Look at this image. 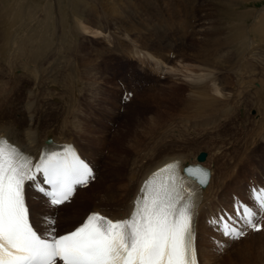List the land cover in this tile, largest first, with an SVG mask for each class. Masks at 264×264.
Here are the masks:
<instances>
[{
  "label": "rangeland",
  "instance_id": "obj_1",
  "mask_svg": "<svg viewBox=\"0 0 264 264\" xmlns=\"http://www.w3.org/2000/svg\"><path fill=\"white\" fill-rule=\"evenodd\" d=\"M8 1V4L10 5L14 3L13 0ZM21 1L22 3L26 2V0ZM31 1L32 0H30V3H28L26 10L33 9L34 17H37V15L40 17H35V19L32 21L29 19V17L27 18V15H25L26 18L24 17L22 20H17L14 16V13L8 11L7 16H9L7 17V20L4 21V25L7 23L8 27L4 26L5 30L2 31L7 32L11 28L13 30H9L10 32L8 31L4 38H2V43H4L3 45L5 46L2 48L4 52V59L0 58V118L4 120H15L19 123L21 122L22 124H25L27 123V121L24 123V120H27V114H25V112L28 113V109L29 112H36V117L39 119V123H42L39 127L41 128V133L43 136H45L44 133H47L53 134L55 136L64 135L65 138L67 137L68 139H72L85 152V156L88 157L90 161L96 163L95 165L97 171V178L92 184L93 188L84 193L83 196L80 195L77 198L75 206L71 207V205H68L69 207L66 208H51L52 212L55 213L54 216L57 220L58 227L66 228L65 225H61L60 217L66 213H70L71 211L82 212L83 210H86L87 212L90 207L95 205H97V208L100 210L108 208L120 212L124 209L119 207L121 204L113 202L114 200H111L110 198H108V202H104L103 204L99 205L92 200V195L90 192L95 189L96 192H100L102 194L106 193L105 189H107V186L110 184L111 179L115 174L112 171L115 162L112 163V160L109 161V159L107 161L106 158L113 157L114 160L116 158L115 156H118L117 154L119 152V148H122L126 140L131 138V131L134 130L139 122L144 123V120H148V118H152V123L159 121V125L156 130L155 128L152 130V134L155 133L153 136H151L152 138L148 139V136L146 138L142 137V147H140V149L144 150V152H142L143 154H146L147 150L153 146L155 141L162 139L161 137L163 133H167L169 129H172L175 125H178L176 128L178 130L174 129L172 132H170V134L167 133L168 137L165 138L166 142L162 143V145L166 146L167 144H173L172 146L176 147L175 145L178 144V141L175 139L178 137L185 138L187 139L188 143L186 145L184 144V146L189 145L186 150L191 147L192 149L194 148L193 150L198 156L202 151L207 155V157L213 155V146L221 147L223 158L227 157V159L224 158L225 160H222L223 163H225V166H227L226 168H235V174H231L230 179H225L226 188L224 190V194L226 197V203L229 202L230 193H238V188L243 192L242 197L245 196V190L238 185V177L241 175L240 171L244 172L245 168L251 169L255 167L256 162L254 161H256V159L258 160L257 155H260V158L262 159L261 161L264 160V148L263 144L260 143L264 138V103L260 99H256L254 93L252 94L250 92L248 97L249 89L246 90L248 94H246V92L240 96L235 94L238 98H236L235 95L233 98L231 97V92L234 91L236 85V76L233 72L229 71L228 73L227 69L230 68L227 66L226 62L223 63L222 61L225 60L228 62V64H233L234 61L233 56L232 60H230L227 55V52L229 51V44H225V40H227L225 37L228 33L227 23L230 21V19L227 17V10L225 9L228 1L230 0H158L162 12H159L155 8V6L152 4L153 0H82L79 1V3L81 2V6L79 3H74L75 0H33V3ZM231 1L235 3V5L232 6L233 11L237 12L241 10L240 12H243L244 10H248L249 12L252 10H257V12H264V0ZM35 3L38 6H36ZM43 3H46L48 7L51 8L49 9L51 16H48V13L45 10L44 12L41 10L44 5ZM8 4H6L7 7H10ZM240 4H242V6L237 7V5ZM33 5L35 6L33 7ZM78 5V17L76 19L73 11ZM111 5L113 6L111 7ZM31 6L33 8H29ZM194 11L196 12L195 19L194 16H192ZM120 12L124 15H121ZM117 13L118 15L116 16L115 14ZM248 15L249 14L246 13L244 18L247 19ZM48 17L50 21L48 20ZM63 19L66 20V23L68 24V30L63 29ZM78 21L83 22L79 23ZM53 22L56 24L54 25ZM237 22L240 24V19ZM41 23H46V25L49 26L48 38H52L53 40L52 48L55 47L54 51L52 50L51 52L48 50L46 52L48 54H45L44 58L41 57L42 59L36 63L39 64L38 66L34 64V62L30 61L28 56H26V58L13 57V59L11 56L14 54V52H9V50H6V48L10 47V42L6 41L8 33L14 34L20 31L19 29L22 28L23 31H20L19 33L26 34L28 31V33H31L33 26H36V29H41L43 27H41ZM81 24L87 29L89 28L91 30L87 32L82 30L83 28ZM244 24L247 27L250 26L251 28H254V22L251 20L249 22H245ZM9 26L11 27L9 28ZM24 28H26V30ZM92 28L102 34L95 37L96 35L91 33L94 32ZM66 32L68 33L66 34ZM73 32H75V34ZM63 34L66 35L65 41L62 40ZM253 35H255L254 39L258 44V48L264 49V41H260L257 34L253 33ZM129 40L139 46L141 51H143V54H140V56L135 55L134 52L128 50L127 41ZM66 46L68 47L65 48ZM120 46H124L125 50H120ZM224 46H226L225 53H220L222 50L221 48ZM103 48H106L109 53H103ZM111 53L113 55L115 54V56H120V54H122L125 57L127 56L128 58H131V61H133L132 59L141 61L144 60L146 63L148 61L144 59L145 54H160L162 56L161 60L164 61L162 67H164L165 64H169V62L166 61L169 60V56H171L172 53H174L176 59L171 60L174 70L172 71V74L166 79V81H159L158 74L156 73L157 71H155L154 67L150 68L148 67V64L142 63L143 65H147V67L144 66V71L140 72L135 70V76L132 80L133 83L129 81L126 84L123 75L122 63L115 59V57H112L114 58L113 60L112 58H108L111 56ZM41 54H44V52ZM220 54H223L224 58L221 56L220 58H215V56L218 57ZM7 57L11 58H8V60ZM56 57L60 60L62 59V62L57 61L60 64L56 62ZM208 60L210 61L209 63L213 62V64H209L210 68H208V62H205ZM214 60H217L218 62H215ZM260 61L262 63L260 65V69L256 71V78L254 77L255 80L252 81L253 83L250 84L249 88L254 87L255 89H259V87H262L264 89L263 56L261 57ZM214 64L215 66L216 64L218 66L220 65V67L216 66L219 69L223 67L221 68L223 71H220L218 68L216 69ZM23 65L25 67H23ZM176 68L179 71H177ZM187 68L188 70H186ZM36 69L37 71L34 72L33 70ZM203 69L207 70L204 71ZM210 69L213 72L217 71V73L211 72ZM161 71L162 68L160 72ZM192 72L194 75H192ZM209 72L210 74L212 73L211 75L213 78H215L214 82L216 80L217 86L222 90L225 88L222 91V97L214 93L212 89V82H204L201 84L204 89L199 91L189 89L186 86L188 83L191 85H197L195 84L196 82H194L193 77L197 76L198 78V76H203L205 75L204 73L207 75ZM184 74L188 75L187 77L189 78H186L188 81L185 79ZM42 79L43 84L41 82ZM144 82L145 84L143 89L137 94V100L122 110V97H124L127 87L130 86L128 84L138 87ZM222 85L226 87H223ZM29 90H31L30 93H37L30 95L28 92ZM177 91H179V95L182 97L181 101L179 103H172L170 100H174V96L177 95ZM27 95H29V97ZM53 95L54 97H52ZM206 95H208L209 98ZM202 96L206 98H203ZM226 97L229 99L225 100ZM27 99L28 101L30 99L31 102H28ZM232 99L235 103L232 101ZM239 99L242 100L240 101ZM32 101H34L36 104ZM191 101L196 103L194 108L193 102ZM223 101L225 102L223 103ZM32 103H34V105L31 106ZM189 107L191 108L188 109ZM209 108L211 110V114L208 110ZM253 111L256 112L255 115ZM143 115H145L144 120H142ZM107 121H110L111 123L108 124ZM257 123L260 124L257 125ZM186 124L189 125L185 126ZM49 128L51 129V133H49ZM79 129H83L85 132L82 130L80 133ZM46 130L48 132H46ZM42 131H44V133ZM181 132L183 134H181ZM173 138L175 139L173 140ZM243 140L246 142V144ZM226 142L228 144H226ZM241 142L242 144H240ZM224 144L228 146H225ZM243 144L246 146L244 147ZM256 149L257 154L255 153ZM262 149L263 152H261ZM193 150H190L189 152ZM173 151L178 152L181 150L177 149ZM173 151H169L168 149V152L165 153V156H170V154H173ZM246 151L247 153L252 154L254 159L251 160L252 162L246 159L242 165L239 163V167L236 166L237 163H234L232 160L236 161L240 159L246 153ZM260 152L263 155L260 154ZM130 153H127V157L125 158L126 161ZM162 158L163 157H161V159ZM247 162H250V164L246 165ZM258 162L261 163L260 160H258ZM242 166H244L243 170H241ZM263 166L264 164L260 167H257L258 171L261 170V167ZM125 167V165L121 166L119 172L121 173V177L124 174ZM223 170L224 169L217 172L219 176L221 175V171L222 173H225V170ZM257 176L259 179L260 173ZM231 177H233V179ZM97 182H99L98 186L96 185ZM134 185H136V183H133V186ZM38 196H34L33 200L36 202H45L41 196ZM127 202L128 201H126V203ZM109 205L111 206L109 207ZM52 212L40 210L38 212L39 220L42 216H45V218L48 217L46 215H49ZM84 214L80 215V217H82ZM82 220L83 218L81 221ZM248 238L249 239L247 240L244 239L241 242H237V244L226 246V248L222 250L218 249V251H215L217 258L220 260L218 264H264V232L259 236Z\"/></svg>",
  "mask_w": 264,
  "mask_h": 264
},
{
  "label": "snow or ice",
  "instance_id": "obj_2",
  "mask_svg": "<svg viewBox=\"0 0 264 264\" xmlns=\"http://www.w3.org/2000/svg\"><path fill=\"white\" fill-rule=\"evenodd\" d=\"M184 171L201 185L211 176L204 168ZM94 178L93 169L70 146L34 159L0 136V264H198L199 203L178 163L167 164L145 182L128 216L114 220L93 212L59 236L54 218L46 217L47 227L38 233L30 222L26 182L55 207ZM250 199L252 205L234 200V216L224 212L209 223L231 240L246 237L249 229L264 230V188L252 186Z\"/></svg>",
  "mask_w": 264,
  "mask_h": 264
},
{
  "label": "bare ground",
  "instance_id": "obj_3",
  "mask_svg": "<svg viewBox=\"0 0 264 264\" xmlns=\"http://www.w3.org/2000/svg\"><path fill=\"white\" fill-rule=\"evenodd\" d=\"M12 1V0H11ZM14 3L12 5L8 4V0H0V58L4 59V52H3V47L5 45H3L4 43H2V38H4L5 34L11 30L9 29L11 26H9V30L7 32H3L2 30H5L4 28L8 25L7 23H5L4 25V21L7 20V12L10 11V12H13L14 13V16L16 17L17 20L19 19H23L25 17V15H27V18L29 17V19H31L32 21L35 19L34 17V10L33 9H28L26 10L27 8V5L28 3H30V0H26L25 3H22L21 0H13ZM33 1V0H32ZM31 1V2H32ZM41 1V0H40ZM79 1H82V0H75L74 3H79ZM189 1V0H188ZM225 1V0H224ZM36 2V1H35ZM72 2V1H71ZM70 2V3H71ZM210 2V1H209ZM230 2V3H229ZM33 3V2H32ZM37 3V2H36ZM35 3V4H36ZM90 3V1H89ZM129 3V2H128ZM142 3V2H141ZM179 3V2H178ZM197 3V2H196ZM10 6V7H7V5ZM44 4V3H43ZM81 4V2L79 3V5ZM181 4V3H180ZM189 4V3H188ZM193 4V3H192ZM40 5V4H39ZM79 5L77 7H75V10L73 11L74 12V16L76 17L77 19V9L79 7ZM203 5V4H202ZM224 5V4H223ZM235 5V3L233 1H228L227 3V6H226V13H227V17L230 19V21H228L227 23V30H228V33H227V36L225 37V39L227 38V40H225V44H229V51L227 52V55L228 57L230 58V60H232V56L234 57V61H233V64H228L227 61L225 60H222L223 63L226 62L227 63V66L230 68V69H227L228 70V73L229 71L230 72H233L234 75L236 76V85H235V88H234V91L231 92V97L233 98L234 95L236 94L237 96H240V95H243L245 94L249 89V94L248 92L246 94H248V97L250 95V92L253 94H255V97L256 99H260L263 103H264V89L261 87H259V89H255L254 87H250V84L253 83L252 81H254V77H255V73L258 69H260V65L262 64L260 59L261 57L263 56L264 57V49H261V48H258V44L256 42V40L254 39L255 38V35H253V33L257 34L258 37H259V40L260 41H264V12H257V10H252V11H243V12H240V11H233L232 10V6ZM35 5H33L34 7ZM36 6H38L36 4ZM81 6V5H80ZM113 5H111L112 7ZM242 4L240 5H237V7H241ZM32 6L29 7V8H33ZM42 7V6H40ZM124 7V6H123ZM184 7V6H183ZM190 7V6H189ZM37 8V7H36ZM35 8V9H36ZM49 9H51L50 7H48V5L45 3L43 5V8L41 10H44L48 13V16H51V12L49 11ZM189 9V8H188ZM40 10V9H39ZM138 11V10H137ZM45 12V14H46ZM114 13V11H113ZM116 13V12H115ZM121 13V12H120ZM119 13V14H120ZM249 14L247 16V19L244 18V15L245 14ZM39 14V13H38ZM82 14V13H80ZM123 13H121L122 15ZM12 15V13H11ZM41 15V14H40ZM116 16L118 15L115 14ZM124 15V14H123ZM217 15V14H216ZM13 16V15H12ZM194 16V19L196 18V12L194 11L193 15ZM14 17V18H15ZM37 17H40L37 15ZM36 17V18H37ZM26 18V17H25ZM112 18V17H111ZM128 18V17H127ZM13 19V18H12ZM40 19V18H39ZM44 19V18H43ZM56 19V18H55ZM66 19V18H65ZM75 19V20H76ZM240 19V24L237 22L238 20ZM41 20V19H40ZM48 20L50 21L49 17H48ZM61 20V19H60ZM59 20V21H60ZM64 20V19H63ZM62 20V21H63ZM133 20V19H132ZM253 21L254 22V28H251L250 26H246L244 23L245 22H249V21ZM39 21V20H38ZM37 21V23H38ZM43 21V20H42ZM47 21V20H46ZM54 21V20H53ZM65 23H66V20H64ZM63 21V29L64 30H68V24L64 23ZM20 22V21H19ZM28 22V21H27ZM36 22V21H35ZM57 22V21H56ZM79 23L81 21H78ZM83 22V21H82ZM81 22V23H82ZM193 22V21H192ZM33 23V22H32ZM54 23V22H53ZM217 23V22H216ZM48 24V23H47ZM52 24V22H51ZM56 23H54L55 25ZM61 24V23H60ZM96 24V23H95ZM23 25V23H22ZM29 25V24H28ZM32 25V24H31ZM39 25V23H38ZM41 25V29H36L34 26H33V30H31V33H28L26 32V34H21L19 33L20 31H23L22 29H19L20 31L14 33V34H9L8 33V36L6 37V41H9V45L10 47L9 48H6V50H9V52H14V54L11 56L12 58L13 57H16V58H26V56H28L30 58V61L34 62V64L38 63L42 58H44L45 54L47 55L48 53H46L48 50L52 52V50L54 51V48H52V38H48L49 34H48V28L49 26L46 25V23L44 24H40ZM53 25V26H54ZM62 25V24H61ZM60 25V26H61ZM82 25V24H81ZM201 25V24H200ZM220 25V24H219ZM5 26V27H4ZM59 26V25H58ZM98 26V24H97ZM8 27V26H7ZM38 27V26H37ZM55 27V26H54ZM88 27V26H87ZM94 27V26H93ZM52 28V27H51ZM57 28V27H56ZM82 30L84 31H89L91 29H87L85 26L82 25ZM91 28V27H90ZM161 28V27H160ZM223 28V27H222ZM26 30V28H24ZM93 29V28H92ZM98 29V28H97ZM162 29V28H161ZM171 29V28H170ZM13 30V29H12ZM56 30V29H55ZM81 30V29H80ZM94 32H91L93 35H96L95 37H97L98 35H101L102 33H99L98 31H95V29H93ZM99 30V29H98ZM163 30V29H162ZM220 30V29H219ZM33 31V32H32ZM54 31V30H53ZM61 31V30H60ZM117 31V30H116ZM10 32V31H9ZM15 32V30H14ZM100 32H101V29H100ZM110 32V31H109ZM201 32V31H200ZM221 32V31H220ZM28 33V34H27ZM57 33V32H56ZM63 33V32H62ZM68 32H66L67 34ZM70 33V32H69ZM75 34V32H73ZM90 33V32H89ZM219 33V32H218ZM222 33V32H221ZM48 34V35H47ZM225 34V33H224ZM79 35V34H78ZM62 36V35H60ZM75 36V35H74ZM54 37V36H53ZM219 38V37H218ZM55 39V37H54ZM66 39V35L63 34V39L65 41ZM70 39V38H69ZM61 40V39H60ZM60 42V41H59ZM217 43V42H216ZM63 44V43H62ZM65 44V43H64ZM224 44V45H225ZM55 45V44H54ZM261 45V44H260ZM219 46V45H218ZM68 46H66L65 48H67ZM58 48V47H57ZM219 48V47H218ZM225 48L226 46L222 47L220 53H225ZM69 49V48H68ZM161 49V48H160ZM73 50V49H72ZM76 50V48H75ZM69 51V50H68ZM7 52V53H9ZM40 52V53H39ZM44 54H41L43 53ZM72 52V51H71ZM172 52V51H171ZM35 53V55H34ZM39 54V56H38ZM41 54V55H40ZM135 55H139L140 54H143V53H134ZM67 55V54H66ZM213 56V55H212ZM220 56L222 58H224L223 54H220L218 57L215 56V58H220ZM11 57H7L8 58H11ZM42 57V58H41ZM161 55L160 54H155V55H152V54H145L144 55V59L147 60L148 62L146 63L144 60H138L140 63H143V64H148L149 66L151 65L150 62H154V64H152V66H154V68L156 67V71H160L161 68L163 70V60H161ZM54 58V57H53ZM57 58V57H56ZM14 59V58H13ZM55 59V58H54ZM9 60V59H8ZM45 60V59H44ZM62 60V59H61ZM59 58L56 59V62L57 61H61ZM178 60V59H177ZM176 60V61H177ZM20 61V60H19ZM26 61V60H25ZM29 61V60H28ZM175 61V62H176ZM215 62H218L217 60H214ZM221 61V60H220ZM8 62V61H7ZM12 62V61H11ZM55 62V61H54ZM62 62V61H61ZM166 62H169L168 60ZM205 62H208V65L209 64H213L212 63H209L210 61H205ZM204 62V63H205ZM21 63V62H20ZM41 63V62H40ZM58 63V62H57ZM55 63V64H57ZM60 64V63H58ZM218 64V63H217ZM216 64V66H218ZM37 66L39 64H36ZM35 65V66H36ZM178 65V64H177ZM185 66V65H184ZM188 66V65H187ZM215 66V64H214ZM213 66V67H214ZM215 66V67H216ZM22 67V66H20ZM23 67H25L23 65ZM178 67V66H177ZM198 67V66H197ZM220 67V65L218 66ZM216 67V69L218 68ZM34 68V67H33ZM59 68V67H57ZM204 68V67H203ZM210 68V65L209 67ZM207 68V69H208ZM223 68V67H221ZM219 69L220 71H223L222 69ZM262 68V66H261ZM24 69V68H23ZM35 69V68H34ZM38 69V68H37ZM36 70H33L34 72L37 71ZM51 69V68H50ZM183 69V67H182ZM182 69H181V72H182ZM200 69V68H199ZM205 69V70H207ZM214 69V68H213ZM212 69V70H213ZM215 69V70H216ZM53 70V68H52ZM58 70V69H56ZM174 70V66L172 65L169 69L170 71V74H172V71ZM177 71H179L177 68H176ZM175 70V71H176ZM185 70V68H184ZM188 70V68L186 69ZM204 70V69H203ZM204 70V71H205ZM263 70V69H262ZM94 71V70H93ZM98 71V70H97ZM209 71V70H208ZM211 71V69H210ZM264 71V70H263ZM262 71V73H263ZM27 72V71H25ZM24 72V73H25ZM53 72V71H52ZM201 72V71H200ZM213 72V71H211ZM215 72V71H214ZM213 72V73H214ZM44 73V72H43ZM55 73V72H54ZM217 73V71L215 72ZM196 74V73H195ZM206 75V73H204ZM212 74V73H211ZM210 74V72L205 76H197L193 77L194 78V82H196L195 84L197 85H194L192 86L190 83H188L186 86L189 88V89H194L195 91H199V90H202L204 89L201 84H203L204 82L208 83V82H212V89L214 91V93L218 96H223V90L225 88H223V90L221 88H219L216 84V80L214 82V79L213 76ZM27 75V74H26ZM30 75V74H29ZM33 75V74H32ZM31 75V76H32ZM43 75V74H42ZM192 75H194V73L192 72ZM202 75V74H201ZM209 75V76H208ZM40 76V75H39ZM188 75H185L184 74V77L185 79L189 78L187 77ZM33 77V76H32ZM41 77V76H40ZM192 77V76H190ZM36 78V77H34ZM219 78V77H218ZM256 78V77H255ZM184 79V80H185ZM186 79V80H187ZM209 79V80H208ZM253 79V80H252ZM32 80V79H31ZM190 80V79H189ZM219 80V79H218ZM27 81V80H26ZM34 81V79H33ZM179 81V80H178ZM188 81V80H187ZM35 82V81H34ZM38 82V81H37ZM40 82V81H39ZM42 84H43V79H42ZM186 82V81H185ZM229 82V81H228ZM47 83V82H46ZM51 83V82H50ZM256 83V82H254ZM41 84V83H40ZM45 84V83H44ZM211 84V83H210ZM257 84V83H256ZM26 85V84H25ZM227 85V84H226ZM229 85V84H228ZM261 85V84H260ZM46 86V85H45ZM75 86V85H74ZM223 86V85H222ZM230 86V85H229ZM253 86V85H252ZM263 86H264V82H263ZM39 87V85H38ZM44 87V86H42ZM41 87V88H42ZM223 87H226V86H223ZM32 89V88H31ZM38 89V88H37ZM46 89V88H45ZM67 89V88H66ZM173 90V88H172ZM31 90H29L28 92L30 93ZM43 91V90H42ZM76 91V90H75ZM204 91V90H203ZM202 91V92H203ZM41 92V91H40ZM44 92V91H43ZM77 92V91H76ZM37 93V92H36ZM35 92L34 93H30V95H33V94H36ZM175 93V92H174ZM211 93V92H210ZM213 93V92H212ZM71 94V93H70ZM181 94V93H180ZM214 94V95H215ZM38 95H39V92H38ZM37 95V96H38ZM41 95V94H40ZM74 95V94H72ZM78 95V94H77ZM202 95V94H201ZM235 95V97H236ZM29 97V95H27ZM26 96V97H27ZM165 96V95H164ZM208 96V95H206ZM247 96V95H246ZM254 96V95H253ZM39 97V96H38ZM51 97V96H50ZM54 97V95L52 96ZM74 97V96H73ZM161 97V96H160ZM203 97V96H202ZM36 98V97H35ZM34 98V99H35ZM169 98V97H168ZM181 96L179 95V91H177V95L174 96V100H170L172 103L175 102V103H179L181 101ZM203 98H206V97H203ZM209 98V96H208ZM238 98V97H236ZM245 98V97H244ZM54 99V98H53ZM75 99V98H74ZM124 99V98H123ZM167 99V98H166ZM165 99V100H166ZM171 99V98H170ZM201 99V98H200ZM227 99V97L225 98V100ZM229 99V98H228ZM227 99V100H228ZM46 100V99H45ZM49 100V99H48ZM52 100V99H51ZM68 100V99H67ZM70 100V99H69ZM73 100V99H72ZM203 100V99H202ZM236 100V99H235ZM240 100V99H239ZM242 100V99H241ZM240 100V101H241ZM250 100V99H248ZM28 101V99H27ZM44 101V100H43ZM231 101V100H230ZM229 101V102H230ZM232 101L234 102V100L232 99ZM258 101V100H256ZM28 102H31V100L29 99ZM27 102V103H28ZM34 102V101H32ZM73 102V101H72ZM193 102V108L196 106V103L194 101H191ZM205 102V100H204ZM215 102V101H214ZM225 101H223L224 103ZM252 102V101H251ZM35 103V102H34ZM34 103L31 104L34 105ZM38 103V102H37ZM232 103V102H231ZM235 103V102H234ZM254 103V102H253ZM256 103V102H255ZM36 104V103H35ZM27 105V104H26ZM67 105V104H66ZM202 105V104H201ZM204 105V104H203ZM211 105V104H210ZM214 105V104H213ZM216 105V104H215ZM231 105V104H230ZM234 105V104H233ZM258 105V104H257ZM261 105V103H260ZM25 106V105H24ZM30 106V107H31ZM205 106V105H204ZM209 106V104H208ZM237 106V105H236ZM240 106V105H239ZM264 106V105H263ZM202 107V106H201ZM255 107V106H254ZM253 107V108H254ZM258 107V106H257ZM260 107V106H259ZM262 107V105H261ZM33 108V107H31ZM30 108V109H31ZM191 107H189L188 109H190ZM212 108V107H211ZM225 108H228V107H225ZM230 108V107H229ZM242 108V107H241ZM252 108V109H253ZM54 109V108H53ZM235 109V108H234ZM256 109V108H254ZM40 110V108H39ZM38 110V111H39ZM210 114H211V110L210 108L208 109ZM257 110V109H256ZM213 111V110H212ZM231 111V110H230ZM233 111V110H232ZM262 111V110H261ZM260 111V112H261ZM28 113L25 112L26 115V119L27 120H24V123L25 121H27V123L25 124H21L18 122V121H15V120H4L2 118H0V135H6V137H8V139L10 141H12L13 143L17 144L18 146L22 147L24 150L28 151V152H31L33 154L36 153V151H38L39 149H41L43 147V145L46 143V141L49 139V138H53L56 142H59V143H66V142H73L75 143L78 148L80 149L81 152H83V154L85 155V152L81 149V147L75 142L73 141L72 139H67L64 137V135H59V136H55L53 134H45L44 131H42L44 133L45 136L42 135L41 133V128L39 127L41 124L39 123V119L36 117V112H29V109L27 110ZM214 112V111H213ZM262 113V112H261ZM55 114V113H54ZM220 114V113H219ZM264 114V112H263ZM262 114V115H263ZM22 115V114H21ZM216 115V114H215ZM260 115V114H259ZM258 115V116H259ZM147 116V114H146ZM210 116V115H209ZM213 116V115H212ZM64 117V116H63ZM203 117V116H202ZM217 117V116H216ZM219 117V115H218ZM260 117V116H259ZM258 117V118H259ZM231 118V117H230ZM261 118V117H260ZM47 119V118H46ZM145 119V115L142 116V120ZM225 119V117H224ZM262 119V118H261ZM71 120V119H70ZM146 120V119H145ZM144 120V123H141L139 122V124L134 128L133 131H131L130 135H131V138H128L125 142V144L123 145L122 148H119V152H118V156H115L116 158L113 160V157L112 158H106L107 161L109 159V161L112 160V163L115 162L113 168H112V171L114 174V176L112 177L111 179V182L110 184L107 186V189H105L106 193H100V192H96V190L94 189L91 193L92 195V200L95 202V203H98L99 205L103 204L104 202H108V198H110L111 200H114L113 202H117L119 204H121V206L119 207H122L124 208L122 211H115V210H111V209H108V208H104V210H101V211H104L106 213H108L109 215H114V216H121L123 215V217L125 216H128L131 212V206L129 205V201L131 200L132 196L135 195L137 193V190L142 182V180L144 179V177H146L152 170L156 169L157 167H159L160 165H163L164 163L170 161V160H173V159H183L184 163L187 165V164H195V163H198L197 161V154H195V151L190 147L188 150H186L187 147H189V145L187 146H184V144L186 145L188 142H187V139L185 138H181V137H178V138H173V140H177L178 141V144L175 145L176 147L172 146L173 144H167L166 146L162 145V143L166 142V137L167 136V133L170 134V132H172L174 129L175 130H178L176 129L178 125H175L174 128L172 129H169L167 131V133H163L162 134V139H159L157 141H155V143L153 144V146L151 148H149L146 152V154H143L142 152H144V150H141L140 147L141 146V142H142V137L143 138H152L151 136H153L154 134H152V130L155 128V130L158 128V125H159V121L157 122H154L152 123V118H148V120L145 121ZM221 120V119H220ZM255 120V119H254ZM141 121V120H139ZM261 121V120H260ZM23 122V121H22ZM42 122V121H41ZM211 122V121H210ZM227 122V121H226ZM258 122V121H257ZM263 122V121H262ZM108 124H110L111 122L110 121H107ZM252 123V122H250ZM254 123V122H253ZM261 123V122H260ZM260 123H257L260 124ZM264 123V122H263ZM189 124H186L185 126H188ZM221 125V124H220ZM255 125V124H254ZM163 126V125H162ZM161 126V127H162ZM184 126V127H185ZM71 127V126H70ZM183 127V128H184ZM256 127V126H255ZM53 128V127H52ZM78 128V127H77ZM80 128V127H79ZM187 128V127H185ZM184 128V129H185ZM50 129V128H49ZM84 129V128H83ZM82 129V130H83ZM161 129V128H160ZM48 130V129H47ZM46 130V132H48ZM80 130V129H79ZM80 130V133L81 131ZM120 130V129H119ZM159 130V129H158ZM188 130V129H187ZM190 130V129H189ZM246 130V129H245ZM51 133V129L49 130ZM60 131V130H59ZM85 132V130H83ZM185 131V130H184ZM192 131V130H191ZM216 131V130H215ZM241 131V130H240ZM258 131V130H257ZM54 132V131H53ZM179 132V131H178ZM183 132V130H182ZM181 132V134H183ZM195 132V131H194ZM193 132V133H194ZM264 132V131H263ZM83 133V132H82ZM256 133V132H255ZM254 133V134H255ZM258 133V132H257ZM89 134V133H88ZM152 134V135H151ZM180 134V135H181ZM196 134V133H195ZM77 135V133H76ZM84 135V134H82ZM262 135V134H260ZM191 136V135H190ZM236 136V135H235ZM252 136V135H251ZM255 136V135H254ZM183 137V136H182ZM219 137V136H218ZM241 137V136H240ZM259 137V136H258ZM190 138V137H188ZM234 138V137H233ZM243 138V137H242ZM247 138V137H246ZM254 138V137H253ZM236 139V138H235ZM244 139V138H243ZM252 139V138H250ZM257 139V138H256ZM115 140V138H114ZM198 140V139H197ZM239 140V139H238ZM264 140V138H263ZM189 141V140H188ZM193 141V140H192ZM200 141V140H199ZM244 141V140H243ZM248 141V140H247ZM253 141V140H252ZM251 141V143H252ZM258 141V140H257ZM262 141V140H261ZM230 142V141H229ZM245 142V141H244ZM250 142V140H249ZM259 142V141H258ZM215 143V142H214ZM231 143V142H230ZM239 143V142H238ZM144 144V143H143ZM148 144V143H147ZM193 144V143H192ZM203 144V143H202ZM226 144H228L226 142ZM242 144V142L240 143ZM246 144V142H245ZM178 145H181V146H178ZM200 145V144H199ZM214 145V144H213ZM218 145V144H217ZM225 145V144H224ZM251 145V144H250ZM257 145V144H256ZM203 146V145H202ZM206 146V145H205ZM209 146V145H208ZM225 146H228V145H225ZM237 146V145H235ZM243 146L245 147L246 145L243 144ZM248 146V145H247ZM196 147V146H195ZM201 147V146H200ZM230 147V146H229ZM202 148V147H201ZM214 148V151H213V155H210V157H206L205 161L203 162V164L207 167H209L211 170H212V173H213V177L211 179V182L208 186V188L206 189V192H205V195L208 197V199H214L215 197L218 196L219 198V201L216 202L214 201L218 207H227L226 205V197H225V194H224V190H225V179L228 180L230 179V176L231 174L233 175V173L235 174V168L232 167V168H226L227 166H225V163H223V159L227 157H224L223 158V152L221 150V147H215L213 146ZM228 148V147H227ZM252 148V147H251ZM145 149V148H144ZM154 149V150H152ZM168 149L169 151L170 150H177V149H180L181 151H178V152H175L173 151V154H170V156L166 155L165 156V153L168 152ZM207 149V148H206ZM233 149V148H232ZM244 149V148H243ZM247 149V147H246ZM190 150H193L191 152H189ZM196 150V149H195ZM198 150V149H197ZM205 150V149H203ZM231 150V149H230ZM188 153H187V152ZM199 151V150H198ZM210 151V149H209ZM229 151V150H228ZM243 151V150H242ZM130 153L129 154V157L126 161V157H127V153ZM197 152V151H196ZM202 152V151H201ZM237 152V151H236ZM239 152V151H238ZM245 152V150H244ZM250 152V151H249ZM171 153V152H170ZM211 153V151H210ZM231 153V152H230ZM242 153V152H241ZM169 154V153H168ZM199 154V153H198ZM209 154V153H208ZM235 154V153H234ZM206 155V154H205ZM230 155V154H229ZM237 155V154H235ZM239 156V155H238ZM161 157H163L161 159ZM237 157V156H236ZM235 157V158H236ZM88 158V157H87ZM232 159V158H231ZM247 160L251 161L252 159H254V157H252V154L250 153H246L238 160L234 161L232 160L234 163H237L236 166H238V164L240 163L242 165L243 162H245ZM89 160V158H88ZM225 160V159H224ZM230 160V159H228ZM127 162V163H126ZM232 163V162H231ZM89 164L91 166V168L93 169V172H94V176L95 178H97V171H96V163L93 162V161H90L89 160ZM120 164V166H119ZM126 166L124 169V174L123 176L121 177L119 173L120 172V169H121V166ZM227 165V164H226ZM229 167V166H228ZM239 167V166H238ZM224 169L223 171L225 173H222L221 171V175L219 176L218 175V171ZM255 175H258L260 172L258 171V169L256 171H254ZM111 175V174H110ZM102 178H103V175H102ZM233 179V177H231ZM103 181V180H102ZM100 182V181H99ZM97 182V186H98V183ZM103 183V182H102ZM133 183H136V185L133 186ZM105 184V183H103ZM101 185V184H99ZM93 186L92 184L87 188V189H84V190H80L76 196L74 197V200L72 201L71 204V207L75 206L76 202H77V198L82 195L84 193H86L87 191H89L90 189H92ZM97 188V187H96ZM101 189V188H100ZM238 190V193L242 195V191L241 189H237ZM235 193V192H234ZM100 194V196H99ZM41 196L45 202L43 201H39V202H36L34 201V196ZM38 196V197H39ZM230 196V195H229ZM244 198H246V195L244 196ZM121 200V201H120ZM28 201H29V204H30V207H31V217H32V220L35 224V226L37 227V229L43 233L47 227L46 224H44V220H45V216H42L41 219L39 220V215H38V212L40 210H43V211H48V212H52V209L51 208H55L53 206H50L48 204V202L46 201V199L39 193L35 192L32 188H30L28 190ZM79 201V200H78ZM126 201H128L126 203ZM109 203H112V202H109ZM111 205H109L110 207ZM66 207H69L68 205H65L64 207L62 208H66ZM103 207H107V206H103ZM97 210H100L99 208H97V205L95 206H92L89 208V210L86 212V210H83L82 212H70V213H66L64 214L62 217H60L61 221V225H65V227L67 228L68 231H70L71 229H73L75 227V225H78V223L81 221L82 218H84L89 212L91 211H97ZM86 212V213H85ZM85 213V214H84ZM84 214L82 217H80V215ZM55 213L52 212L50 213L49 215H46L48 217H52L54 218L55 220V229L58 228V224H57V220L55 219ZM51 222V221H49ZM81 223V222H80ZM200 230H201V238H200V242H199V256H200V261H201V264H218V262H220L219 258H217V255L215 254V251H218L219 249V246H224L225 245V248L226 246H231V245H234V244H237V242L235 243H231V241H229L228 239H222L220 237V235H217L215 233H212L211 230L208 228V226L204 223V220H201L200 221ZM62 230L65 229V228H61ZM263 232L261 233H257V234H253L252 236H249V237H256V236H259L261 235ZM210 237V238H209ZM202 239V240H201ZM249 239L248 237L245 238V240ZM244 240V239H243ZM217 241V243H216ZM227 251V250H225Z\"/></svg>",
  "mask_w": 264,
  "mask_h": 264
},
{
  "label": "water",
  "instance_id": "obj_4",
  "mask_svg": "<svg viewBox=\"0 0 264 264\" xmlns=\"http://www.w3.org/2000/svg\"><path fill=\"white\" fill-rule=\"evenodd\" d=\"M202 158V157H201Z\"/></svg>",
  "mask_w": 264,
  "mask_h": 264
}]
</instances>
